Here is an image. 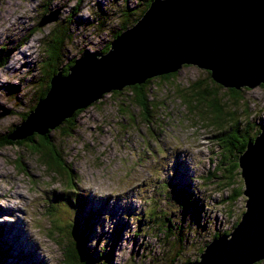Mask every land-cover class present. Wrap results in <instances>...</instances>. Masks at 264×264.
<instances>
[{"label": "rangeland", "instance_id": "obj_1", "mask_svg": "<svg viewBox=\"0 0 264 264\" xmlns=\"http://www.w3.org/2000/svg\"><path fill=\"white\" fill-rule=\"evenodd\" d=\"M77 2L0 0V52L5 48V63H0V132L16 124L19 126L38 99L42 86L38 82L42 75L41 65L47 56L46 37L56 26L65 25L71 32V38L63 44V56H59V68H62L72 58L104 53L105 44L113 39L119 15L109 21L110 26L100 30L84 25V19L97 20L104 9L119 14L125 3L131 8L139 4V0ZM43 16L49 20L39 25ZM195 80L209 85L216 83L212 82L207 69L196 63H183L172 83L186 88ZM10 84L16 86L15 90ZM170 85L166 82L158 88L159 101L167 106L154 110L151 122L144 119L137 105L132 104L129 111L121 109L117 94L110 89L98 98L102 101L93 100L82 106L75 121L63 124L74 125L70 135L62 134L59 126L52 128L56 141L61 142L63 156L73 164L76 185L80 192L89 195L86 211H99L97 217H92L94 230L90 233L89 245L96 246L95 250L113 246L114 264H168L173 256V264H185L187 258L194 263L204 250V244L214 240V231L230 232L246 210L245 193L235 200L225 201L232 186H226L225 179L209 178L217 168L222 148L219 135H216L222 125L213 121L217 112L204 98L197 101L199 103L192 106L191 111L188 101L180 99L179 95L176 98ZM125 93L118 97H125ZM219 93L223 101H227L226 107L236 108L235 114L222 115L226 117L223 126H228L233 118L240 119L242 124L248 121L264 124L263 83L252 87L243 85L240 92L229 91L223 86ZM193 98L195 102L199 100ZM165 109L171 111L170 117L164 118ZM130 115L138 116L137 122ZM20 155L24 164L17 163ZM25 165L28 170L23 169ZM57 170L59 172L60 168ZM174 171L177 180L183 179L199 189L197 195L202 204L194 205L195 197L188 208H182L177 201L167 199L164 194L169 185L161 186V183ZM202 175L208 178L203 180ZM64 176L48 171L46 164L41 163L26 145L12 143L0 147L3 264H69L64 262V245L68 240V223L75 214L67 206L66 199L60 197L72 186ZM237 185L244 189L241 167L233 186ZM160 190L164 194L161 195ZM184 193L187 196L188 193ZM152 199L159 202L156 204H160L162 212L156 223L161 217L169 216L171 223L177 224L175 237L172 235L164 240V233L157 225L154 228L151 223L146 226L151 219L148 215L158 207L155 205L151 210L154 201L151 204L147 201ZM139 215L143 218L141 222H138ZM121 227L123 230L117 235L115 230L119 228L120 231ZM166 240L172 242L168 250L164 244ZM256 262L264 264V258Z\"/></svg>", "mask_w": 264, "mask_h": 264}, {"label": "water", "instance_id": "obj_2", "mask_svg": "<svg viewBox=\"0 0 264 264\" xmlns=\"http://www.w3.org/2000/svg\"><path fill=\"white\" fill-rule=\"evenodd\" d=\"M44 16L39 25L49 20ZM183 63L211 70L225 86L264 83V0H153L108 52L85 54L68 75L54 74L47 95L8 138L34 130L44 134L103 92ZM239 164L246 210L190 264H252L264 258V127L248 141Z\"/></svg>", "mask_w": 264, "mask_h": 264}, {"label": "trees", "instance_id": "obj_3", "mask_svg": "<svg viewBox=\"0 0 264 264\" xmlns=\"http://www.w3.org/2000/svg\"><path fill=\"white\" fill-rule=\"evenodd\" d=\"M152 1L153 0H139L138 6L134 8H131L127 3H125L124 7L121 9V12L119 14L116 13V11L110 12V10L106 11V9L101 10L98 14L97 20H89L88 18H86L83 20L84 25H89L95 30H100L101 28H106V26H110L111 22L109 21L119 15L117 19L118 25L116 24L117 26H114L112 34L113 39H116V37H118L125 29L132 26L134 23L137 22L140 17H142V15L148 9ZM77 3H80V0H78ZM112 15H114V17H112ZM48 36L49 37H46L47 39L45 42V51L47 52V56L43 60V63L41 65L42 75L41 77H39L38 81L39 84H41L42 86L41 89L39 88L40 90L38 99L35 101V104L32 106V108H30L31 111L36 107L38 101L43 99L47 95L52 76L56 74L59 70L62 71V76L68 75V73L70 72V68L74 65L77 58H72L71 61L64 64L62 68H59L61 66V64H59V56H63V44L65 41L71 38V32L69 30V27H65V25H62L60 27L56 26L52 30L51 35ZM113 39H111L110 42H107L105 44L103 50L104 53L109 51ZM4 52L5 48L3 51L1 50L0 52V55L2 53V55L0 56L1 64L5 63ZM58 64L59 66L56 68ZM207 71L212 77V71L209 69H207ZM177 72L178 70H172L148 76L140 82L126 84L120 89L113 88L111 93L117 94V101L120 102L121 109L123 110L129 111V108L132 104L137 105L141 109V113H143L144 119L148 120V122L152 121L151 117L153 115L154 110H158L163 107L165 108L167 106L162 105V103L159 101V96L157 95L158 88L161 86V84H165L166 82H169L171 84L169 88L172 89L173 92H175L174 95L176 98H178L177 95H179L180 99L183 98L188 101L187 104L191 111L192 106L197 105V103L203 100L202 98L206 99L208 105L217 112L213 121L218 123L219 126L222 125L220 126L216 134L217 136L219 135V137L217 138L222 148L219 151L218 161L216 163L217 168L214 170V172H212L209 178L211 179V177H215L219 178V180L225 179L224 184L226 186H232V192L228 194V196H226L224 199L225 201H229L231 199L235 200L241 194L244 193V189L241 186H233L236 183V172L240 167L239 156L245 150L248 141L250 139H253L257 133L261 132L262 128L264 127V124L251 123L250 121H248L247 124H242L240 119L237 118L234 120L233 118V120L229 123L228 126H223L226 117L223 118L222 115H232L236 113V108L226 107L227 101L224 102L223 98L220 96L219 89L225 85L217 82L215 79L212 78V82H216L214 84L215 86L213 84L209 85L203 80H195L186 88L182 87V85L179 84L178 86H176V84L172 83V80L175 79ZM44 82L47 83L44 84ZM10 86H12V88L15 90L16 86L14 84H10ZM226 87H228L229 91L231 90L233 92H240L241 89L230 86ZM124 92H126L125 95L123 94V96L125 97L121 96V98H119L118 94ZM181 95H183V97H181ZM193 97H197L199 100H196L195 102ZM98 98L95 99L97 102L102 101L101 98ZM193 101L194 103H192ZM79 109H82V107L75 108L68 117H66L64 120H62L56 125L60 127V132L62 134L70 135L73 132L74 125L67 127V125L64 126L63 124L69 123V121H75ZM165 110L166 115H164V118L170 117L172 114L171 111L167 109ZM27 116L28 114H25L24 119ZM127 116H129V114L126 115V117ZM130 117L136 120L137 122L138 116L130 115ZM164 118L162 119V121L164 120ZM17 127L18 126L16 124L12 128L0 132V147L12 143L26 145V147L30 149L31 153L36 154L37 158L41 161V163L46 164L48 171H52L56 174L63 173L65 175L64 177L67 176V182L72 185L70 187L68 186V188L65 189L66 192L63 193L64 195L60 194V197L66 199V201L68 202L67 206H69L71 211L75 214V217H71V221L68 223L67 226L68 240L67 243H65L64 245V262H68L69 264H114L115 259L111 257L112 252L115 253V249L113 248V246L111 249H107V246H103L101 247V250H95L94 247L96 246L89 245L91 239L90 233L94 230V221L92 217H97L99 211H96L95 209H90L89 211H86V205L88 202L89 195L80 192L79 187L76 185L77 183L74 180L75 170L73 168V164L72 162H68L65 156H63L64 150L62 149L61 142H57L54 137L52 129L53 127H48L44 134H40L37 130H34L31 134L25 137L15 139L8 138V135H10ZM247 127L249 129L246 131ZM249 132L251 134H248ZM16 159L17 163H25L22 155L18 156ZM26 165L23 166L24 170H28V166ZM58 168H60L59 172L57 170ZM63 170L65 173L63 172ZM202 178L203 180H205L208 178V176L202 175ZM162 184H168L169 186L165 189V194L162 190L159 191L160 194H164L167 199L172 198L173 201H177V203H180V206L182 208H188L189 205L192 203L191 201H193L195 197H197V200L194 205H200L203 203L202 200L201 202H199L200 197H198L197 195L199 189L191 187L194 185L190 184L187 181L185 182L183 179L177 180L176 171H174L173 174L169 175L168 179L165 182L161 183V186ZM184 192L188 193L187 196ZM152 201L154 200L152 199L151 201L147 202L151 204ZM156 202L157 201H154V204L150 205V207H152L151 210L155 209V205L158 207L156 211H154V213L148 215V217L146 215L148 219L151 217L150 222H148L146 226L150 225L151 223L150 226L154 228L157 225L158 229H160V231L164 233V240L166 238L172 237V235L175 237L174 228L177 227V224H172L169 216L161 217L159 222L156 223L157 218L162 215V212L159 211L160 204L158 205L156 204ZM55 203L57 205V202ZM82 211H86V214H82ZM143 214L144 213L140 215ZM140 215V219H138V222H141L143 219ZM239 220L240 218L235 221L234 226ZM121 230H123V227H121L120 231L119 228L115 230L117 235L120 234ZM221 232L227 233L226 231ZM221 232L214 231L212 235L213 238H216L219 234H222ZM1 234L2 229L0 230V239H2ZM4 243L6 242L4 241ZM169 243L172 242H168L167 240L166 242L164 241L166 250H168L167 247L169 246ZM205 246L206 244H204L202 250L205 248ZM3 253H5V249L0 248V264H3L1 261V256ZM180 254L177 253V255ZM173 257L175 258V256ZM173 257H170L171 261L168 264H173ZM191 262L192 259L187 258L185 264H189ZM257 263L258 262H254L252 264Z\"/></svg>", "mask_w": 264, "mask_h": 264}]
</instances>
